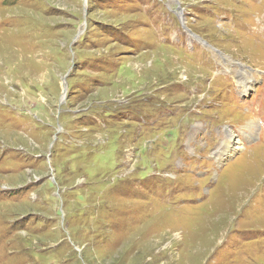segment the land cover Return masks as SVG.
<instances>
[{
    "label": "rangeland",
    "instance_id": "1",
    "mask_svg": "<svg viewBox=\"0 0 264 264\" xmlns=\"http://www.w3.org/2000/svg\"><path fill=\"white\" fill-rule=\"evenodd\" d=\"M0 264H264V0H0Z\"/></svg>",
    "mask_w": 264,
    "mask_h": 264
},
{
    "label": "bare ground",
    "instance_id": "2",
    "mask_svg": "<svg viewBox=\"0 0 264 264\" xmlns=\"http://www.w3.org/2000/svg\"><path fill=\"white\" fill-rule=\"evenodd\" d=\"M241 76H242V79H243V81H242V79L241 80H238V82L240 81V82H242L241 84H244V81H246L245 80V76H244V74L243 73H241ZM248 81H249V79H247V81H246V83H248ZM248 86V85H247ZM245 87V88H248V87ZM238 142V143H237ZM236 144H237V148H239V146L242 148V142H241V140H237L236 141ZM239 145V146H238ZM224 146V145H223ZM229 146V145H228ZM227 155V154H226ZM225 156V155H224ZM223 156V157H224Z\"/></svg>",
    "mask_w": 264,
    "mask_h": 264
},
{
    "label": "water",
    "instance_id": "3",
    "mask_svg": "<svg viewBox=\"0 0 264 264\" xmlns=\"http://www.w3.org/2000/svg\"><path fill=\"white\" fill-rule=\"evenodd\" d=\"M66 86L64 85V88H65Z\"/></svg>",
    "mask_w": 264,
    "mask_h": 264
}]
</instances>
